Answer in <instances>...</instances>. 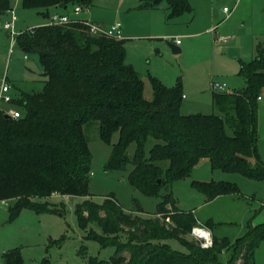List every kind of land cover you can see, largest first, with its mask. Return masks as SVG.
Listing matches in <instances>:
<instances>
[{
	"label": "trees",
	"instance_id": "trees-1",
	"mask_svg": "<svg viewBox=\"0 0 264 264\" xmlns=\"http://www.w3.org/2000/svg\"><path fill=\"white\" fill-rule=\"evenodd\" d=\"M94 1L22 0V5L45 9L41 13L48 18L53 6L68 9L92 6ZM164 1L170 19L193 11L189 0H139L137 8H157ZM11 10V0H0V16ZM125 42L92 35L85 20L41 25L16 35L22 52L39 54L44 87L20 94L16 103L23 117L0 116V201H11L8 222L27 208L38 214H61L59 207L43 200L53 194L90 195L93 159L84 126L97 121L101 140L113 146L106 167H132L130 184L159 202L152 215H144L142 207L126 212L115 194L103 203L91 198L77 203L82 228L87 229L90 222L100 227V232L91 228L86 237L102 247H115L109 259L91 255L87 264H255L264 222L248 224L236 240L215 236L212 247L196 246L189 235L199 220L193 211L179 207L171 185L190 176L204 159H209L212 169L264 179V161L258 151L264 46L258 45L251 62L241 63L240 75L247 82L242 90L213 92L219 113L185 114L181 82L168 86L150 75L154 96L146 98L141 74L127 63ZM115 134L119 137L112 143ZM150 139L154 144L148 149ZM192 184L208 201L241 194L231 181ZM205 225L213 228L215 224L208 221ZM170 238L178 239L189 251L172 249L167 244ZM64 239L61 236L59 242ZM86 250L82 245L79 253L86 255ZM225 251L230 253L227 261L222 260ZM3 257L5 264H25L20 247L4 252ZM41 264L51 261L45 256Z\"/></svg>",
	"mask_w": 264,
	"mask_h": 264
},
{
	"label": "rangeland",
	"instance_id": "rangeland-1",
	"mask_svg": "<svg viewBox=\"0 0 264 264\" xmlns=\"http://www.w3.org/2000/svg\"><path fill=\"white\" fill-rule=\"evenodd\" d=\"M189 1L193 8L191 13L173 20H168L167 17L155 19L152 24L151 21L149 23L148 17H144L143 11L136 10L135 7L129 11L128 7L136 5V0H95L90 9L93 11L94 20L102 18L103 22L109 23L121 21L124 27H132L133 36L126 37L128 60L142 73L145 83L144 95L148 100L154 96L150 80L152 75L168 86L182 83L183 92L188 95V98L183 99V113H219L213 100L214 90L211 88V82H227L226 90L221 92L240 91L246 86V78L240 75L241 63L251 62L257 55L258 45H264V0ZM224 7L233 9L230 15H226ZM41 11V8L16 6L15 33L9 35L0 27V77L6 74L10 81L18 83L21 91H39L43 88V67L39 54L22 52L16 43V36L14 37L23 30L49 24L50 20ZM7 18L0 16V22H5ZM210 23L213 27L207 33L204 29ZM225 36L230 39L219 41L220 37ZM177 39L182 41V51L174 53L168 42L173 43ZM219 48L221 51L218 52ZM26 54L29 61L24 59ZM262 97L263 101L259 103V123L260 139L264 142V90ZM84 128L93 159L90 195H52L44 200L59 207L61 214L45 212L41 216V222L23 218L16 225L2 227L0 264H5L2 248H6V252L14 247L21 248L25 264H41L45 256L50 259L51 264H87L91 255L103 260L109 259L115 253L114 246L102 247L96 239L86 237L91 228L100 232L97 223L90 222L88 228L84 229L78 222L75 206L89 198L103 203L109 194H115L118 205L126 212H136L142 207L144 215H152L157 210L159 198L149 197L130 184L129 171L132 167L128 170H111L106 167L113 146L101 140L99 122H89ZM118 137L119 135L115 134L112 143H115ZM153 144L154 140L150 139L148 149ZM134 150L135 144L129 148V154H133ZM213 179L235 183L239 186L241 194L220 199L213 205H206V195L193 187L192 183ZM171 188L181 209L193 211L195 217L202 219L201 221L209 219L210 215L214 222L223 223L213 226L214 233L220 236L236 240L245 234L249 222L252 221L254 226L264 222V179L258 181L240 173L212 169L209 159H205L197 164L190 176L175 181ZM7 209L0 201V222L7 218ZM201 221L199 226L206 228L205 223ZM28 225L30 230L24 231ZM41 229L43 238L38 236ZM12 230L14 236L9 243L5 233ZM61 236L65 239L59 242ZM189 239L196 246L201 243V238L193 234L189 235ZM167 244L174 250L189 251L176 238L168 239ZM82 245L87 247L86 255L79 253ZM126 255L129 256V252H126ZM229 256L230 253H223L222 260L227 261ZM256 262L264 264V239L257 247Z\"/></svg>",
	"mask_w": 264,
	"mask_h": 264
},
{
	"label": "built area",
	"instance_id": "built-area-1",
	"mask_svg": "<svg viewBox=\"0 0 264 264\" xmlns=\"http://www.w3.org/2000/svg\"><path fill=\"white\" fill-rule=\"evenodd\" d=\"M90 11V6L88 5H77L73 8V14L71 13H61L58 11L53 12L49 16V20L51 25L53 24H69V22L72 21H87L90 29V33L92 35L100 36L105 35L110 38L114 39H124V34L122 33V22L121 21H115V23L112 24H105V23H95L91 21L90 19H79L76 16L86 12L88 13ZM233 9L229 7H224V12L226 15H230ZM10 16L8 19H6L5 22H0V27L4 28L7 33L10 35H13L15 33V23L17 20L16 13L14 10L9 11ZM17 35V34H16ZM14 35V37L16 36ZM229 36L220 37L219 41H227L229 40ZM16 40V39H15ZM177 46L181 43L180 39L175 40L174 42ZM14 45V44H13ZM12 45V47H13ZM12 52V49L10 50ZM13 53V52H12ZM28 55H25V58H27ZM228 86V83L226 82H220V81H212L211 82V88L214 91H224L226 90ZM15 89V84H13L12 81L9 80V78L4 74L3 77H0V116L3 115H10L12 118L19 119L23 117V112L20 106L17 105L16 100L19 96H15L13 94V91ZM220 90V91H219ZM261 97H259L260 99ZM6 201H2V203H5ZM166 220H171L169 217ZM200 223V221H199ZM199 229L205 230L208 234L207 237H202L197 234V231ZM191 234H193L196 237L201 238L200 245L203 248H210L213 245V234L211 233L209 228H203L199 225L194 227L191 231Z\"/></svg>",
	"mask_w": 264,
	"mask_h": 264
},
{
	"label": "crops",
	"instance_id": "crops-1",
	"mask_svg": "<svg viewBox=\"0 0 264 264\" xmlns=\"http://www.w3.org/2000/svg\"><path fill=\"white\" fill-rule=\"evenodd\" d=\"M136 2H137V4L136 5H131L130 7H128V9H129V11H131V9H133V7H135V8H137V6L139 5V0H136ZM11 5L13 6V10L15 11V7L16 6H20V5H22V0H11ZM23 6V5H22ZM168 8V4H167V2H162V4L161 5H159V7H157V8H146V9H136V10H140V11H143L145 14H143L144 15V17H148L149 18V23H150V21H151V24L153 23V21L155 20V19H159V18H166L167 17V19L168 20H173V19H170L169 17H168V13H169V10L167 9ZM110 10H111V8H109ZM43 10H45V9H42V11ZM41 11V12H42ZM55 11H58V12H61V13H71L72 15H74L73 14V8L72 7H69L68 9H65V8H61V7H57V6H53V7H51V8H49L48 9V12H49V14L51 15L53 12H55ZM6 16L9 18V16H10V12H7L6 14H4V15H1V17H5L6 18ZM17 17V16H16ZM77 18H79V19H90L91 21H93V22H95V23H105V24H112V23H109V22H103L101 19L102 18H100V20H94L93 19V11L90 9V11L88 12V13H86V12H84V13H82V14H80V15H78V16H76ZM180 17H182V15L181 16H179L178 18H180ZM7 18V19H8ZM178 18H174V19H178ZM48 19H49V17H48ZM104 20V19H103ZM16 23H17V20H16ZM16 23H15V25H16ZM212 27H213V24L212 23H210L209 24V26H207L205 29H204V31L205 32H209V29H212ZM134 29V28H133ZM136 29V28H135ZM131 32H132V27L130 28V27H124V24L122 23V33L124 34V39L127 37H131V36H133V34H131ZM147 35H151V36H153L154 34H147ZM146 35V36H147ZM157 35H159V34H157ZM190 35H192V34H190ZM134 36H137V35H134ZM143 36H145V35H143ZM161 36H162V34H161ZM127 38L125 39L126 41H127ZM129 40V39H128ZM175 42V41H174ZM173 42V43H174ZM222 42V41H221ZM127 42L125 43V46H126V49H127ZM261 44V43H260ZM182 45V41H181V43L179 44V46H181ZM262 45V44H261ZM264 46V45H263ZM219 51H221V48H219L218 49V52ZM24 59L26 60V61H29L30 59H29V56L27 57V58H25L24 57ZM126 60H127V63H129V64H131V65H134L135 66V64H133V62H131V61H129L128 60V49H127V58H126ZM138 70V69H137ZM139 71V70H138ZM139 73L141 74V76H142V73L139 71ZM42 82V81H41ZM43 83V82H42ZM13 84H15V89H14V91H13V93H14V95L15 96H20V94L22 93V92H24V91H21L19 88H18V83H16V82H13ZM43 87H44V83H43ZM19 90V91H18ZM41 90V89H40ZM33 91H35V90H33ZM33 91H30V92H33ZM26 92H29V91H26ZM183 94H184V98H188V95L187 94H185L184 92H183ZM213 100H214V93H213ZM261 101H263V97L261 96V98L259 99V103L261 102ZM259 108V107H258ZM260 109V108H259ZM258 123H259V121H258ZM260 123H259V144H258V151H259V154H261V157H262V159H263V161H264V142L260 139ZM205 160V159H204ZM211 165V164H210ZM194 170V169H193ZM53 195H61L60 193H58V194H53ZM236 194H229V195H221V196H217L216 198H214V200H212V201H208V200H206L205 201V204L206 205H213L214 204V202H216V201H218V200H220V199H223V198H230V196H235ZM63 196H68V195H63ZM44 200V199H43ZM177 203H178V201H177ZM1 204L2 205H5L7 208L10 206V204H11V201H6L5 203H2V201H1ZM262 208V207H261ZM7 213H8V215H7V218H5L4 220H3V222H0V229L3 227H5V226H13V225H16V223L18 224V223H20V221L24 218V219H29L30 221H37V222H41V220H42V218L43 217H41L42 216V214H38V213H36L35 211H33V210H31V209H29V208H27V209H25V210H23L22 212H21V214L15 219V220H13L11 223H9L8 222V217H9V208L7 209ZM208 218L209 219H206L205 221L203 220V221H201L202 219H200V218H197L198 220H200L201 222H203V223H205L206 224V222H208V221H211V222H213L214 224H219V225H221V224H223V223H216V222H214V219L212 218V217H210V215L208 216ZM252 224V221L251 222H249L248 224ZM248 224H247V226H248ZM253 225V224H252ZM215 226V225H214ZM8 228H12V227H8ZM209 229H210V231H211V233L214 235V237L215 236H217V237H228V236H220V235H218V234H216V233H214V231H213V228L211 227H208ZM25 229H27V230H24V231H28V229L30 230V227H29V225L28 226H26V228ZM44 235V233H43V231H42V229L40 230V232H38V236H42V238H43V235ZM13 236H14V233H13V230L12 231H7L6 233H5V238H6V240L9 242V243H11L12 242V238H13ZM5 249L6 248H2V253H4V251H5ZM224 253H226V254H228L229 252H227V251H225ZM255 264H257V262H256V260H255Z\"/></svg>",
	"mask_w": 264,
	"mask_h": 264
},
{
	"label": "water",
	"instance_id": "water-1",
	"mask_svg": "<svg viewBox=\"0 0 264 264\" xmlns=\"http://www.w3.org/2000/svg\"><path fill=\"white\" fill-rule=\"evenodd\" d=\"M62 7H65V4H62L61 5ZM168 45L170 46V48L173 49V52L174 53H179L182 51V48H180V46H177L175 43H172V42H168ZM11 116L10 115H6V118H10ZM161 181V180H160Z\"/></svg>",
	"mask_w": 264,
	"mask_h": 264
},
{
	"label": "bare ground",
	"instance_id": "bare-ground-1",
	"mask_svg": "<svg viewBox=\"0 0 264 264\" xmlns=\"http://www.w3.org/2000/svg\"><path fill=\"white\" fill-rule=\"evenodd\" d=\"M197 234L200 235V236H202V237H207L208 236V234L206 233V231L205 230H202V229H199L197 231Z\"/></svg>",
	"mask_w": 264,
	"mask_h": 264
}]
</instances>
